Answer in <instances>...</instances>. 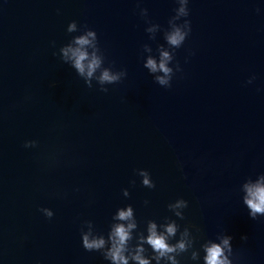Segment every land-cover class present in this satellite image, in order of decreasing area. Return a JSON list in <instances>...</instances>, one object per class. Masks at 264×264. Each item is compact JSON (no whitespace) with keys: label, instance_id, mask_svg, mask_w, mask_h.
<instances>
[{"label":"water","instance_id":"95a60500","mask_svg":"<svg viewBox=\"0 0 264 264\" xmlns=\"http://www.w3.org/2000/svg\"><path fill=\"white\" fill-rule=\"evenodd\" d=\"M257 185L264 0H0V264H264Z\"/></svg>","mask_w":264,"mask_h":264},{"label":"clouds","instance_id":"9594fccd","mask_svg":"<svg viewBox=\"0 0 264 264\" xmlns=\"http://www.w3.org/2000/svg\"><path fill=\"white\" fill-rule=\"evenodd\" d=\"M183 11V9H181ZM93 33L89 32L88 36H92ZM185 39V34L180 32L179 29L169 37V40L172 44L178 45L181 41ZM77 44L83 46L89 43L87 36H82L77 39ZM71 52L72 56L75 58L74 66L79 71L80 74H85L87 71V76L91 77L95 69L99 66L100 61L95 56L92 57L91 60L88 61L87 65H85L84 61L88 59V53L84 51L82 48H75V49H65L64 54L67 55L68 52ZM167 57V53L164 54ZM152 71L156 70V64L154 61L149 60L147 65ZM160 67L165 71L168 72V69L164 66L163 63L160 64ZM101 81L112 82L117 79L116 76L110 75L108 71H105L102 76L100 77ZM161 84L165 83V81L161 78L159 81ZM102 91H107V89H102ZM147 183V180H145ZM249 195L250 198L246 200L248 207L251 209V212L254 216L255 213H264V186L257 185L255 188H249ZM131 215V211L121 212L120 219H126L128 216ZM129 228L132 225L128 226ZM168 231L171 233L174 231L172 227H169ZM115 236L118 237L119 243L113 249V259L114 260H124V257L120 255L121 247L123 246L124 242L128 239V231L123 226H117L115 230ZM85 247L88 249L91 248H99L102 246L103 241H91L87 240V237L84 238ZM149 243L153 246V248L161 251H170L171 249L167 248L164 238L158 237L155 232H152V235L149 237ZM224 244H228V239L226 238L223 241ZM223 254V249L219 245H213L209 249V256L207 257L208 264H226L224 259H221ZM139 259V257H137ZM126 264V261H125ZM141 264H146V261L141 260Z\"/></svg>","mask_w":264,"mask_h":264}]
</instances>
